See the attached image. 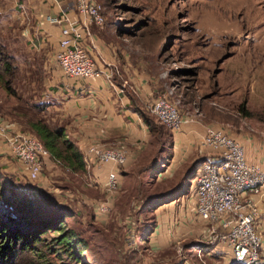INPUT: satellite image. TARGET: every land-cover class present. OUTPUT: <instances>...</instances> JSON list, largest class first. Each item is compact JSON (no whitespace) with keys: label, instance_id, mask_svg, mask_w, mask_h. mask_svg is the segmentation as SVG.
I'll list each match as a JSON object with an SVG mask.
<instances>
[{"label":"rangeland","instance_id":"1","mask_svg":"<svg viewBox=\"0 0 264 264\" xmlns=\"http://www.w3.org/2000/svg\"><path fill=\"white\" fill-rule=\"evenodd\" d=\"M37 2L0 0V46L12 66L9 76L0 75L4 77L0 79V118L32 135L30 124L39 121L51 129H63L59 105L49 95L58 70L55 53L52 59L44 56L25 27L30 23L26 7L32 10ZM94 2L102 7L105 24L91 28L102 31L101 38L117 57L151 76L157 96L167 94L186 117L219 126L234 138L264 142V0ZM43 14L42 10L35 15L39 30ZM6 81L9 84L3 86ZM150 119L156 129L148 148L122 171L107 217L97 215L91 205L77 203L74 196L65 201L63 192L36 193L38 200L72 213L65 226L84 241L85 251L78 254V246L66 253L63 248L51 251L40 245L37 250L42 256H37L17 247L7 251L9 257L0 255V264H181L184 259L197 264L193 245L152 248L147 244L154 227L153 207L188 194L189 181L184 176L191 167L187 164L173 175L162 176L169 169L172 147L166 144L167 130L151 115ZM14 167L9 157L0 154V191L33 195L31 185ZM52 237L44 235L43 244L50 246ZM262 253L260 264H264V249ZM206 262L229 264L219 254L208 256Z\"/></svg>","mask_w":264,"mask_h":264},{"label":"built area","instance_id":"2","mask_svg":"<svg viewBox=\"0 0 264 264\" xmlns=\"http://www.w3.org/2000/svg\"><path fill=\"white\" fill-rule=\"evenodd\" d=\"M54 11L40 16V26L54 27L58 32L57 51L53 60L63 79L104 80L112 85V73L102 68L90 56V50L81 44L90 37V28H102L105 18L102 7L94 0H49ZM65 2L68 6H63ZM20 9L23 8L20 6ZM23 16V11H21ZM61 91L69 88L60 80L56 86ZM146 111L169 133L179 132L192 122L178 109L167 94L151 98L145 103ZM202 144L211 157L202 161L190 180L187 195L181 198L185 212L204 223L203 236L190 243L197 264H208L206 258L219 254L229 264H260L264 249V235L259 224H264V171L245 156L240 137L230 136L216 125H203ZM141 148V144L138 145ZM0 152L15 164V172L22 174L31 185L32 192L51 190L44 182L46 162L54 159L37 137L8 126L0 118ZM133 154L126 145L108 146L92 143L83 148L82 158L86 168L108 166L103 174V199L91 206L97 215L108 216L114 207L121 184V173ZM51 191V192H50ZM64 200L73 194L63 192ZM176 201L170 202L175 204ZM181 247V246H180ZM206 257V258H205ZM181 264H194L184 259Z\"/></svg>","mask_w":264,"mask_h":264},{"label":"crops","instance_id":"3","mask_svg":"<svg viewBox=\"0 0 264 264\" xmlns=\"http://www.w3.org/2000/svg\"><path fill=\"white\" fill-rule=\"evenodd\" d=\"M36 5L32 10L29 7L24 8L26 16L29 13L30 23L25 26L28 28L27 35L36 40L44 56L52 59L58 48V32L54 27L47 25L39 30L34 20L35 15L42 10L51 13L50 11L54 9L48 8L49 0L45 5L41 0ZM63 6L68 5L64 2ZM101 33L102 31L91 28L90 37L84 39V45L90 50L96 62L112 73V85L104 80H66L57 70L49 88V95L51 94L59 105V118L63 122L59 127L63 128L64 137L77 147L81 155L83 148L92 143L108 146L126 145L134 156L128 167L148 148L151 130L140 112L150 116L145 103L157 97L159 91L148 73L117 57L114 50L101 38ZM45 34L48 35V39L46 37V41L43 42ZM60 80L69 88L67 91L55 87ZM203 125L201 121L192 118V122L184 125L179 132L170 133L172 157L169 169L166 167L162 176L173 175L177 169L187 164L193 165L197 161H206L211 157L209 150L202 144ZM241 139L247 161L264 171V142L252 138ZM97 169L85 167L83 172H74L67 165H57L52 158L46 162L44 182L51 190L58 189L60 192L73 194L77 203L91 205L103 198V174L109 167ZM182 197L169 200L152 210L154 227L147 241L149 247L155 245L160 248L173 243L186 247L203 236L206 225L198 221L193 214L184 211L181 205ZM172 201L176 203L170 204ZM261 209L264 210V199L261 200ZM259 226L264 235V224L260 223Z\"/></svg>","mask_w":264,"mask_h":264},{"label":"trees","instance_id":"4","mask_svg":"<svg viewBox=\"0 0 264 264\" xmlns=\"http://www.w3.org/2000/svg\"><path fill=\"white\" fill-rule=\"evenodd\" d=\"M11 71L10 58L3 53V48L0 46V75L7 77L11 74ZM4 77L1 76L0 79ZM8 84L7 81L3 82V86ZM140 114L153 134L152 131L156 127L153 125L150 116L143 115L141 112ZM30 129L56 160L67 165L74 172L84 171L85 164L82 155L71 141L65 140L63 129H51L41 121L30 124ZM166 138V144L169 147L172 144V139L168 131H166ZM201 162H195L186 171L184 179L189 183ZM32 194L30 196L26 193L20 194L9 190L0 191V209H2L0 211V255L7 254V257H9L10 253H7V251L17 250L18 247L21 252L28 251L37 256H42L38 253L40 250H37L40 245H46L45 248H50L51 251L57 250L55 248H63L62 251L66 252L75 250L78 246H80L78 254L85 251L86 244L84 241L78 239L77 235L65 226V219L73 216L72 213L67 211L66 208L55 206V203L51 204L38 200L35 197L38 195H36V192ZM157 206H152V210ZM48 233L53 235L50 246L49 244H43L46 243L43 236ZM73 256L74 253H71V257ZM75 259L77 260L76 256Z\"/></svg>","mask_w":264,"mask_h":264},{"label":"bare ground","instance_id":"5","mask_svg":"<svg viewBox=\"0 0 264 264\" xmlns=\"http://www.w3.org/2000/svg\"><path fill=\"white\" fill-rule=\"evenodd\" d=\"M246 6H247V7H251V5H250V4H247Z\"/></svg>","mask_w":264,"mask_h":264}]
</instances>
